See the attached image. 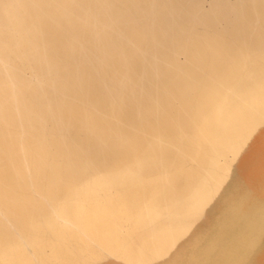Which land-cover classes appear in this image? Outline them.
Here are the masks:
<instances>
[{
    "label": "bare ground",
    "instance_id": "obj_1",
    "mask_svg": "<svg viewBox=\"0 0 264 264\" xmlns=\"http://www.w3.org/2000/svg\"><path fill=\"white\" fill-rule=\"evenodd\" d=\"M121 1L111 0L114 11H120ZM65 14L60 10L56 17L59 27L69 21ZM249 31L238 27L223 36L224 45L244 44L239 48L244 52L252 42ZM107 33L114 36L113 29ZM90 41H69L66 52L86 58ZM222 41H201L185 67L169 63L146 92L138 83L133 90L131 80L125 99L118 101L115 94L117 101L109 105L105 94L98 111H69L78 121L74 133L80 141L74 147L67 143L70 162L51 156L45 123L52 120L45 108L37 111L27 82L0 44V264H264V144L245 178L232 179L221 162L233 151L225 145L220 121L238 74V68L227 66L230 52L219 57ZM114 54L108 51L102 61H92L109 64ZM114 75L108 77L117 80ZM82 90L92 99L98 96L89 86ZM175 100L182 105L174 110ZM123 106L130 118L121 115ZM135 108H140L137 116ZM153 117L160 120L159 133L147 123L139 134L135 118L143 123ZM180 129L188 135L176 146L161 143L162 135ZM58 135L59 148L69 136ZM149 136H154L151 144ZM94 145L98 154L92 158ZM150 175V195L138 221L113 201L115 189L144 183ZM99 197L109 205L99 207ZM121 221L129 222L126 237L117 233Z\"/></svg>",
    "mask_w": 264,
    "mask_h": 264
},
{
    "label": "rangeland",
    "instance_id": "obj_2",
    "mask_svg": "<svg viewBox=\"0 0 264 264\" xmlns=\"http://www.w3.org/2000/svg\"><path fill=\"white\" fill-rule=\"evenodd\" d=\"M64 1H68V6ZM63 6L66 10H62ZM116 8L111 0H0V44L27 82V94L37 111L40 113L45 108L52 120L45 123L46 146L51 156L70 162L73 152L68 144L74 147L80 142L74 133L78 121L69 117V111L73 115L88 109L98 111V99L105 94L109 96V105L117 101L115 94L118 101L123 100L131 88V80L133 90L138 83L146 92L151 82L160 80L169 63L171 67H185L198 53L201 41H222L223 36L233 35L238 27L245 25L252 42L244 52L240 53L241 45L236 42L225 46L227 40L222 41L219 51V57L230 52L232 58L227 66L238 68L232 92L222 106L220 121L225 145L233 151L223 155L221 162L229 167L232 179L245 178L250 163L264 144V21L259 22L262 32L256 28L258 18L264 20V0H123L120 11H114ZM60 10L69 20L62 27L56 18ZM108 29H113L114 36H109ZM132 31H139L136 38L131 37ZM81 39L91 40L85 43L86 54L90 55L84 58L81 52L68 54L69 41ZM81 47L79 43L76 48ZM108 51L116 53L108 56L109 64L92 61L97 58L102 61ZM112 72L117 80L108 77ZM103 79L107 81L100 85ZM85 86L94 94L98 92V96L92 99L85 95L82 90ZM74 87L76 93H72ZM167 98L168 95L162 100ZM181 105L175 100L173 109ZM139 110L135 108L136 116ZM121 115H130L124 106ZM134 122L140 126L139 134L143 130L141 124L143 128L147 123L153 124L159 133L160 120L155 117L143 123L135 118ZM56 133L66 135V139L69 136L65 140L67 146L61 142L58 148ZM185 134L188 132L183 129L169 131L161 136V143L176 146L174 142ZM101 136L105 135L95 139V144ZM153 137H148L147 144H151ZM97 146L89 150L90 157H97ZM64 162L62 165L67 167ZM153 179L150 175L144 178V183L117 187L113 201L138 220V210L150 195ZM92 180L93 176L87 179ZM103 198L97 201L102 207L108 203ZM119 231L128 236L129 222L121 221Z\"/></svg>",
    "mask_w": 264,
    "mask_h": 264
}]
</instances>
